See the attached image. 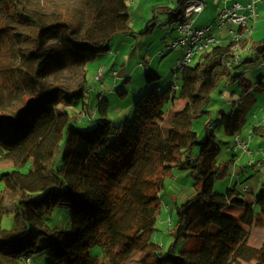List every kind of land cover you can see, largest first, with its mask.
<instances>
[{
	"label": "trees",
	"instance_id": "obj_1",
	"mask_svg": "<svg viewBox=\"0 0 264 264\" xmlns=\"http://www.w3.org/2000/svg\"><path fill=\"white\" fill-rule=\"evenodd\" d=\"M177 1L174 9L164 8L166 24L185 20L191 0ZM70 2L75 4L59 5V11L53 7L50 15L25 8L21 0H0L8 20L27 24L30 40L16 66L21 84L13 99L22 102L0 103V161L13 164L0 173V264H25L26 257L38 254L50 257L46 264H264V240L260 246L250 242L251 228L264 229V188L253 192L249 203L245 184L216 191V182L232 174L233 160L218 162L216 133L206 124L201 139L194 126L208 113L216 68L228 59L239 62L237 50L246 48L245 36L200 52L182 69L175 67L170 82L146 68L147 87L135 94L132 114L114 122L101 106L100 117L84 130L82 112L69 107L83 102L85 113L92 110L95 91L88 87L85 66L109 51L117 37L137 32L126 0ZM153 23L142 33L153 34ZM249 51L264 63V38L252 42ZM67 57L84 66L77 87L46 83L45 74L62 70ZM240 77L242 101L221 116L229 136L242 131L252 101L247 93L254 85ZM263 83L261 78L255 84L258 92ZM262 131L261 126L252 129L254 136ZM176 170L192 177L193 193L174 199L176 219L168 228L174 240L166 251L154 232L162 219L166 179ZM228 205L243 207L242 214H227ZM58 206L70 210L71 220L50 226L46 218ZM4 216L14 217L11 228L2 226ZM189 239L196 240L195 246L176 252L175 246Z\"/></svg>",
	"mask_w": 264,
	"mask_h": 264
},
{
	"label": "rangeland",
	"instance_id": "obj_2",
	"mask_svg": "<svg viewBox=\"0 0 264 264\" xmlns=\"http://www.w3.org/2000/svg\"><path fill=\"white\" fill-rule=\"evenodd\" d=\"M25 8L27 9H36L39 8V10L45 11L51 15L53 7L56 8L57 11H59L60 7L59 5H65V4H75L74 2H70L71 0H21ZM129 3L131 0H128ZM132 11L131 19L134 21V23L137 25V29H140V23L141 18L139 17L141 15V10L136 9L135 7L130 8ZM136 12V14L134 13ZM163 19H166V15H163ZM50 19V16H49ZM176 25V26H175ZM166 26V25H165ZM163 26V27H165ZM168 28L164 30L163 37L167 36V32L171 28H176L177 24L174 23L170 26H167ZM27 29V24L25 22H18L13 21L11 22L8 20V17L4 12L0 10V103L5 106L7 103H12L13 105H19L21 104L22 100L19 98L17 100H14L13 98H16L15 93L19 92V90L15 87L20 86V79L19 76H17L16 71L18 69L16 68L17 63L20 62V56L22 52H25L26 45L29 44L30 40L25 35ZM143 29V28H141ZM175 35L177 34V30H174ZM118 38V37H117ZM116 38V39H117ZM124 41L121 43V39L116 40L111 45V49L114 51H117L120 47L127 53L129 58H133V62L129 64V70L131 72L132 79L130 81L126 82L125 87L123 88L121 84H123V81H126L125 75H127L126 72H120V76L117 78L116 74L117 72L111 74L114 76V87L111 88L110 86L104 87V74H108V67L105 70L101 80H98L96 78V75L98 73V65L102 63L103 56L108 55V51L104 54H101L96 60H93L89 62L85 69L87 71V80H88V87L90 89H94V96L96 97L97 91H101L105 94L106 99L110 100V110H108V116H106V119L111 121H118L117 119H120L121 117H125V114H132L133 109V99L136 98L135 92L136 89H139L145 84V68L142 64L138 63L141 61L140 56L142 55L143 51V38L141 36L133 37V36H126L123 37ZM169 36H167L168 40ZM162 43V51L168 50V44L166 46H163L165 44V41L163 39L160 40ZM155 49H147V52H143V55H147V60L150 61V58L152 56V53ZM175 51H181V48H175V50L169 54H167L164 58H162V55H158L156 60L153 62V66H156L157 70H160V73L162 75L161 81H167L171 76L173 75L174 67H172L173 64V53ZM123 53V52H122ZM242 53V51H241ZM238 54V53H237ZM251 58L250 61H247L246 59ZM72 57L64 58L62 64L64 68L62 70L56 71L53 70L51 72H48L44 76V81L46 83L53 82V81H59L64 84H67L71 88H75L78 85V82L80 81L82 74L84 72V66H78L74 60L71 59ZM239 62H235L232 59H228L226 63L219 66L215 70V85L211 90V97H210V103L206 106V109L208 110V113L203 115L202 117L198 118L194 122V126L196 130L199 133V136L201 139H203L206 136L207 127L206 124L210 122L212 124V129L216 133L218 143L221 147V151L218 157V162H225L233 159H238V157L241 158V164L244 165V167L248 170L249 173V179H255L260 180V185H264V169H258V168H252L249 166V161L251 160V156H248V149H244V151L237 153L235 155L234 150L231 149L232 146L235 144V140L233 136H229L226 134L223 123H222V113H229L231 111H234L238 108L239 102L242 101V96L244 92V87L242 85V78L243 76L246 81L251 82L254 86L259 82L261 78L264 79V63L263 61L257 56L256 53L252 51L246 52L242 58L238 60ZM152 62V61H150ZM119 71H121V66H117ZM15 73V75H13ZM159 80V81H160ZM117 84V85H116ZM158 82L155 83L157 85ZM169 86V83H164L163 86H161L162 90H165ZM151 87V86H150ZM129 90L128 92V98H122L119 94L120 89ZM134 95V96H133ZM139 95V94H137ZM93 96V95H92ZM3 100H2V98ZM12 97V98H11ZM100 95L97 97L99 98ZM6 101V102H5ZM14 101V102H13ZM97 101H95L96 103ZM253 102V103H252ZM132 103L131 108L129 109V105ZM27 103L23 104L26 105ZM10 106V104H9ZM20 106V105H19ZM99 107V102H97V108L96 110L92 108L95 113L91 112L85 113L83 108V102H77L69 107V110L75 112V111H81L82 114L79 118V126L86 130L90 127V116L93 118L94 116L100 117V111L97 110ZM261 107H264V91L263 92H252V101L251 106L247 114V120L246 123L242 129L241 132H246L248 128H251L253 123H256L255 116L259 117V119H263L264 112L261 111ZM131 110V111H130ZM130 111V112H129ZM129 112V113H128ZM255 114V115H254ZM85 118V119H84ZM122 119V118H121ZM246 137L247 143L249 144L250 148L252 150H256L257 144L254 143L256 140L257 142H262V145H264V136H255L254 139L250 140L248 137L244 135V138ZM195 151H198V148L195 147ZM235 155V156H234ZM242 155V156H241ZM248 156V157H247ZM254 158L257 157V155H253ZM11 169L13 168V164H3L2 161H0V173L4 169ZM258 169V170H257ZM257 170V175L254 171ZM232 175V174H231ZM230 176L223 180H219L215 184V190L218 192H225L227 188L229 187V180ZM252 175V176H251ZM177 179V180H176ZM189 184V185H188ZM193 185V179L187 174V171H177L175 172V177H168L166 179V186L165 189L162 191V198L165 201V203H168L171 207L173 206L174 199L179 196L182 192H188L193 193V190H190L189 188ZM3 188V183L0 181V192ZM254 193H258L257 189L253 190ZM188 194V195H189ZM244 199L247 200V203L251 202L253 199L252 192L244 194ZM166 206L164 205L163 213H161V218L157 225V231L154 232V239L167 251L171 245V243L174 240V237L169 234L168 228L171 224L170 223V215L171 219H176V216L173 213V210L171 214L169 215V218L167 217L166 212ZM243 207L236 206V205H228L224 211L227 214L234 215L236 217H239L243 212ZM163 219H166V222L163 223ZM71 220V212L66 206H58L53 213L46 218V222L50 226H62L67 225ZM14 225V217L13 216H4L2 220V226L4 228H11ZM251 235V244L260 246L264 240V229L260 227H253L250 230ZM196 244V240L189 239V240H181L176 246L175 250L176 252H179L181 249L187 248V247H193ZM100 249V248H99ZM98 249H94V254H96ZM35 258L33 259V256H28L25 258L24 263L26 264H46V262L50 259L49 256L47 258L43 259L41 255H35ZM33 260V262H32Z\"/></svg>",
	"mask_w": 264,
	"mask_h": 264
},
{
	"label": "crops",
	"instance_id": "obj_3",
	"mask_svg": "<svg viewBox=\"0 0 264 264\" xmlns=\"http://www.w3.org/2000/svg\"><path fill=\"white\" fill-rule=\"evenodd\" d=\"M128 3V7L130 10V25L133 28V30L136 33V35H133V37H138L141 36L144 40H143V51H142V55L140 56L141 61L138 63L142 64L143 67L146 69L148 67H151L153 69H155L157 72L160 73V70H157L156 66H153V62L156 60V58L158 57V55H162V58H164L167 54L173 52L175 49H168L165 51H162V43H161V39H163L165 41V44L163 46H166L167 44L169 45L173 39H175L177 37V34L175 35L174 30L175 28H171L168 32H167V36H169L168 40L165 39L166 37H163L164 34V30L167 29V26H170L169 24H166L169 20V15L167 13V11L165 10L167 6L171 7V8H175L178 5V1L177 0H131V2L129 3L128 0H126ZM236 2H240L244 5H248V4H254L255 8H256V12L251 15L249 10H245V13L248 14L250 16L249 19V31H245L246 35L245 38L247 39V46L245 49H240L237 50V52L242 56L249 51V47L250 44H252V42L254 41H258L264 38V0H204V9L203 11L197 16L195 24L197 26H207V25H211L216 23V20L218 18V15L220 13V11L224 8H229L232 7ZM131 7H135L136 9H140L141 11V15L139 16L141 18V23H140V29H137V25L134 23V21H132L131 19ZM165 8V9H164ZM136 14V12H134ZM166 15V19H163V15ZM151 20H154L157 23V26L155 27V30L153 31L154 33H142V31L146 30L148 27V24L150 23ZM162 27L159 28L158 25H161ZM166 25V26H165ZM165 26V27H163ZM176 26V25H175ZM143 28V29H141ZM239 29H241L238 25H235L233 23H227L225 26H223L222 28H214V34L215 36L221 40L222 44H229L231 42V39L233 37V34L236 32H239ZM126 36H119L116 40L121 39V43H123L124 38ZM114 40V42L116 41ZM119 49L117 51H114L112 49H110L108 51V55L103 56V61L100 65H105L106 69L108 67V74H104V87L106 86H110L111 88L114 87V76H112L113 71H116L117 74V78L120 76V72H126L127 75H125V79L126 81H123L121 85H123L122 87L124 88L126 85L127 81H130L132 79L131 77V72L129 70V64L133 62V58H129L127 53H125V51L122 49V47H118ZM155 49L154 52L152 53V56L150 58V61L147 60V55H143V52H147L146 50L148 49ZM177 48H181V51H175V53H173V64L172 67H174L176 65V63L180 60L183 59L184 57V52L185 49L182 46H179ZM242 51V53H241ZM123 52V53H122ZM96 60V59H95ZM247 61H250L251 58L246 59ZM121 66V71H119L117 66ZM105 69V70H106ZM111 70L112 74H111ZM106 73V71H104ZM161 74V73H160ZM145 75V73H144ZM172 76L171 78H169L167 81L170 82L172 81ZM264 82V79H263ZM117 85V84H116ZM264 85V83H263ZM147 87V82L145 79V84L140 87L139 89H136L135 92L140 91L141 89ZM129 90H124V89H120L119 90V94L121 95L122 98H128V92ZM256 91V86H253L249 92L247 93L249 97L252 98V92ZM264 90H262L261 92H263ZM100 95L99 98H97ZM97 97L92 96V100H91V109L94 108L96 110L97 108V102L101 103V105L99 104L98 109L101 106L106 107V112H108V110H110V100L106 99V96L103 92L101 91H97ZM95 101H97L95 103ZM103 104V105H102ZM132 103L129 105V109L131 108ZM97 109V110H98ZM131 111V110H130ZM129 111V112H130ZM261 111L264 112V107H261ZM128 112V113H129ZM92 113H95V111L92 110ZM255 115V114H254ZM108 116V113H107ZM128 116V114H125V117H121L120 119H117L118 121H121L123 119H125ZM85 119V118H84ZM93 118L90 116L89 120H92ZM255 121H257L256 123H253L251 128H248V130L246 132H240L237 133L235 136H233L234 140L236 136H239L240 140L244 141V143L247 145L248 148V156H251V160L249 161V166L252 168H258V169H264V167H261L259 165H257L258 162H264V145H262V142H257L256 140L254 141L255 144H257L256 146V150H252L249 146V144L247 143V139L246 137L244 138V135L249 136L248 138L250 140L254 139V134L252 132V129L254 127L257 126H261V128L263 129L262 134L260 136H264V117L263 119H259V117L255 116ZM207 124H209V126L212 127V124L210 122H208ZM91 125V124H90ZM231 149L234 150L235 155H237V153H240L242 151H244L242 148H239L237 150L234 149V146L231 147ZM234 155V156H235ZM253 155H257L256 158L253 157ZM242 156V155H241ZM247 156V157H248ZM254 160L256 163L255 164H250V162ZM241 158L238 157V159H233V169H232V175L230 177L229 180V187L233 186L234 184L237 183H241L245 184V186H249L250 191L252 192V197L255 196L253 193V190L257 189V192L261 189L264 188V185H260V180H257V182L255 181V179H249L250 175L248 173V170L244 167V165L241 164ZM257 169V170H258ZM257 170L254 171L257 175ZM252 176V175H251ZM177 180V179H176ZM244 182V183H242ZM189 185V184H188ZM228 187V188H229ZM188 192H182L178 198L182 199L186 196H188ZM164 205L166 206V212H167V217L169 218L168 214H171L172 212V208L168 203H165L164 201ZM164 210V207H163ZM163 213V211H162ZM170 220H171V215H170ZM166 222V219H163V223Z\"/></svg>",
	"mask_w": 264,
	"mask_h": 264
},
{
	"label": "built area",
	"instance_id": "obj_4",
	"mask_svg": "<svg viewBox=\"0 0 264 264\" xmlns=\"http://www.w3.org/2000/svg\"><path fill=\"white\" fill-rule=\"evenodd\" d=\"M203 9L204 4L200 0L190 1L186 8L185 20L177 24V37L168 45L169 49H175L179 46L185 49L183 59L177 62L176 68L178 70L191 64L195 56L200 52L222 44L221 40L212 33L214 28H221L227 22L238 24L241 31L234 33L231 41H240L246 35L245 31L250 30V16L245 13V10H249L251 15L256 12L254 4L244 6L240 2H236L231 8H224L220 11L216 23L207 26H197L195 20ZM103 73L104 66H100L96 78L101 80ZM239 148L248 149L244 141L240 140L239 136H236L234 149L237 150ZM255 163L254 160L250 162V164ZM257 165L264 167V162H258Z\"/></svg>",
	"mask_w": 264,
	"mask_h": 264
}]
</instances>
